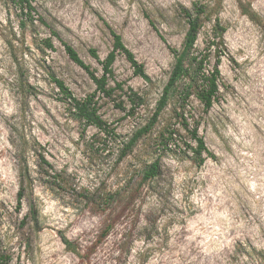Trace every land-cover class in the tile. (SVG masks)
<instances>
[{
	"label": "rangeland",
	"instance_id": "obj_1",
	"mask_svg": "<svg viewBox=\"0 0 264 264\" xmlns=\"http://www.w3.org/2000/svg\"><path fill=\"white\" fill-rule=\"evenodd\" d=\"M196 2L208 6L197 41L200 50L208 45L216 20L227 28L220 46V97L208 112L195 97L189 105L216 157L198 166L182 153H167L160 176L141 182L142 169L157 156L153 147L160 126L119 157L124 142L147 122L169 78L174 57L167 42L180 46L188 29L181 7L193 8ZM34 4L99 75L102 65L90 48L101 59L107 56L113 43L109 23L156 84L136 76L119 55L116 80L125 89L146 93L147 103L130 114L121 90L115 100L101 95L100 113L120 137L95 126L82 133L52 74L78 98L93 93L96 84L56 38V50L39 49L41 37L50 35L48 27L38 21L35 30L23 33L19 8L13 0H0V241L11 256L9 264H264V0ZM246 10L256 12L258 20ZM215 55L213 51L212 63ZM122 100L125 109L116 105ZM171 114L169 105L166 116ZM34 139L52 164L45 168L49 173L40 170L33 152L21 153L26 141ZM26 161L32 183L20 206V169ZM131 189L136 191L131 203L115 210L114 202L105 210L107 194ZM111 219L114 227L105 235Z\"/></svg>",
	"mask_w": 264,
	"mask_h": 264
},
{
	"label": "trees",
	"instance_id": "obj_2",
	"mask_svg": "<svg viewBox=\"0 0 264 264\" xmlns=\"http://www.w3.org/2000/svg\"><path fill=\"white\" fill-rule=\"evenodd\" d=\"M15 5L21 12L20 26L23 33L27 28H37V22L45 25L50 30V35L41 37L39 49L56 50L55 38L64 46L69 58L83 67L93 82L96 84V90L88 94L85 98L76 97L64 80L52 74V80L57 84L62 96L61 100L69 103L70 109H73L74 116L82 124V133L90 126L97 127L108 136H113L115 139L120 135L115 128H112L100 113L101 104L99 98L103 97L115 100L117 90H121L126 95L127 101L130 103V114H134L136 109L144 106L147 103V95L144 92H139L133 87L128 86L124 88V82L118 81L115 78L114 63L119 55H124L130 62L134 74L142 77L150 86L156 84L152 77L147 73L145 64L138 60L135 53L126 45L123 36L118 33L109 23H106L109 32L112 36V49L109 51L104 59H101L96 48H90V53L102 65V74L99 75L97 70L92 68L90 64L86 63L80 56L76 48L62 38L60 33L54 29L43 16L39 15L34 4L35 0H13ZM208 6L204 3L196 2L193 8L186 6L181 7V13L185 17L188 29L186 31L184 40L180 46L169 44L166 38L161 34V38L167 42V47L174 57V64L172 66L169 78L164 84L161 94L156 101L155 107L151 115L148 117L144 125L138 127L128 141L124 142V147L119 158H124L128 155L139 141L146 135L152 133L158 125L160 126L155 138L154 152L157 154L156 158L147 163L141 172V182L152 181L160 176L162 171V157L167 153H182L188 158L192 159L198 166H202L206 160L216 155L207 146L204 136L199 132L201 125L200 117H197L189 109L192 97L198 99L203 106V111L208 112L214 103L218 100L221 93L220 80L222 61V54L224 49L220 46L223 43L222 36L227 28L215 21L213 27V34L208 45L200 50L197 47L199 34L204 26V18L207 16ZM253 19L258 20L256 12L251 13L246 10ZM207 18V17H206ZM151 24L156 28L154 22L150 20ZM258 22H261L260 20ZM214 48V49H213ZM213 51H215V62L212 63ZM115 84H110L111 81ZM30 88V84H28ZM125 101L117 102L116 105L125 109ZM172 105V114L166 116L168 106ZM41 143L34 139L26 141L21 153L22 155L33 152L37 156V162L40 170H46L47 166L52 167V164L46 159L45 152ZM26 160V159H25ZM57 172L53 177H58ZM32 183V176L30 173L28 162H25L23 168L20 169V190L18 192V204L22 205V200L26 194V186ZM136 197V191L131 189L129 191H115L105 196V210L116 203L115 210L119 206L126 203H131ZM126 206L122 207L124 211ZM113 210V211H115ZM35 222H38L37 216L34 215ZM114 219L107 224L105 228V235L114 227ZM63 242L70 248H73V243L67 237H63ZM130 242L129 235H126L124 243ZM0 241V264H9L11 256L4 252L1 248ZM240 246V245H239ZM252 247V246H251ZM74 249V248H73ZM251 249L256 250L254 247ZM75 250V249H74Z\"/></svg>",
	"mask_w": 264,
	"mask_h": 264
}]
</instances>
